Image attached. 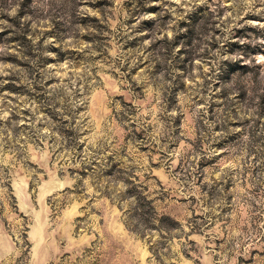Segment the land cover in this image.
Wrapping results in <instances>:
<instances>
[{
  "label": "rangeland",
  "instance_id": "obj_1",
  "mask_svg": "<svg viewBox=\"0 0 264 264\" xmlns=\"http://www.w3.org/2000/svg\"><path fill=\"white\" fill-rule=\"evenodd\" d=\"M0 264H264V0H0Z\"/></svg>",
  "mask_w": 264,
  "mask_h": 264
}]
</instances>
